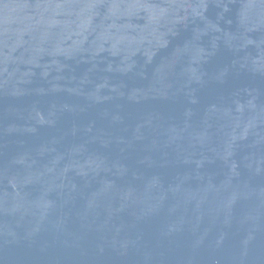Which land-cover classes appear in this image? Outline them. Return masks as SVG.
I'll list each match as a JSON object with an SVG mask.
<instances>
[{
  "label": "water",
  "instance_id": "95a60500",
  "mask_svg": "<svg viewBox=\"0 0 264 264\" xmlns=\"http://www.w3.org/2000/svg\"><path fill=\"white\" fill-rule=\"evenodd\" d=\"M0 264H264V0H0Z\"/></svg>",
  "mask_w": 264,
  "mask_h": 264
}]
</instances>
